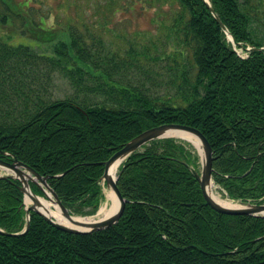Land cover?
<instances>
[{"label":"trees","instance_id":"obj_1","mask_svg":"<svg viewBox=\"0 0 264 264\" xmlns=\"http://www.w3.org/2000/svg\"><path fill=\"white\" fill-rule=\"evenodd\" d=\"M176 1L168 27L175 53L157 71L156 53L112 46L88 21L52 26L41 9L0 0V158L13 154L47 175L71 213L97 209L103 161L170 122L205 135L212 178L229 198L264 202V0H208L235 42L254 46L245 54L204 0ZM16 31L51 52L15 41ZM58 79L68 89L61 95ZM197 159L179 138L144 144L117 169L122 214L87 233L60 230L34 211L20 232L19 182L0 178V228L18 232L0 233V264H264V216L213 209L186 165Z\"/></svg>","mask_w":264,"mask_h":264},{"label":"rangeland","instance_id":"obj_2","mask_svg":"<svg viewBox=\"0 0 264 264\" xmlns=\"http://www.w3.org/2000/svg\"><path fill=\"white\" fill-rule=\"evenodd\" d=\"M31 4L47 13V22L55 25H66L74 23L78 26L82 22L88 23L94 30L103 31L106 41L112 46L121 48L132 47L133 50H144L149 56L156 53L152 65L156 63L157 71L163 70L162 63L172 62L175 45L168 35L172 19V10L178 6L176 0H17ZM89 27V28H91ZM91 28V29H93ZM257 33L264 35V24L257 26ZM15 41L30 43L39 51L51 52L50 43L38 42L28 32L16 31ZM101 34V32H100ZM235 47V46H234ZM237 52L245 54L242 48L235 47ZM169 55L168 57H165ZM157 79H162L156 75ZM56 93H65L67 85L62 79L56 82ZM159 92H166L164 83L161 81L157 86ZM186 146L198 156L196 169L200 168V157L197 148L190 142L184 140ZM6 170L0 167V173ZM216 190L226 198L225 191L216 183ZM46 196V195H44ZM104 196V195H103ZM231 199V198H230ZM102 200V199H101ZM102 201H100L99 205ZM101 206V205H100ZM74 216H81L74 213ZM94 215V214H88Z\"/></svg>","mask_w":264,"mask_h":264},{"label":"water","instance_id":"obj_3","mask_svg":"<svg viewBox=\"0 0 264 264\" xmlns=\"http://www.w3.org/2000/svg\"><path fill=\"white\" fill-rule=\"evenodd\" d=\"M204 1L208 5L209 10L211 11L217 23L227 33L231 42L234 45H238L240 48H242L241 43L235 42L233 36L228 31L225 24L220 20L217 13H215L209 1L208 0H204ZM253 47L254 46H247L245 47V49L249 50ZM258 48H264V46H259ZM171 128H178L185 130L187 132L194 134L199 138L201 149L200 151L198 149L197 150L200 157V168L196 169L191 164H186V165L193 174V176L197 179L204 199L213 209L227 214H251V215L264 216V202H250V201H241L239 199H235L240 203H242V205L230 206L216 201L210 194V184L212 183L213 178H212V148L209 141L207 140L205 135L201 132V130L195 126L170 122V123H162V124L154 125L142 130L141 132H139L129 140L125 141L120 148L115 150L105 161H103L104 167H103L101 180L105 181L107 185L111 186V188L113 189V191L115 192L118 198V205L112 213L93 221H79V220L77 221L73 219L72 213H70L68 208L61 202L56 191L47 182L46 180L47 175H41L33 167L23 162L22 160L18 159L13 154L10 155L11 159L0 158V167L6 170V172L0 173V178H7L10 181H13V179L16 178L19 182L17 185L21 190V192L23 193V199L20 207L23 206L24 208L25 225L23 230L20 232H24L25 230H27L29 226L31 211H34L35 213L43 216L54 227L71 233H87L111 226L113 223H115L118 220V218L122 214L125 206V199L121 195L120 190L116 184L117 174H115L114 177H111L109 174L110 167L113 165L115 161H120V160L121 162L124 161L131 153L140 150V148L144 144L148 143L152 139L162 138V137H176L166 133ZM176 138L183 139L182 137H176ZM61 174L62 173H57L55 174V176H59ZM30 182L36 184L40 188V190L44 193V195H46L44 191V187L47 188L51 192L53 196L52 200L58 205L61 213L65 217L71 219L74 223L79 224L80 227L59 222L50 215H48L47 213H45L44 211H42L40 209V204L36 199V197L39 195L32 190L30 186ZM25 194H28L33 199V203H30L29 205H25L24 203ZM99 208L100 205L96 209L95 214L100 212ZM0 233L15 235L18 232H6L0 228Z\"/></svg>","mask_w":264,"mask_h":264},{"label":"bare ground","instance_id":"obj_4","mask_svg":"<svg viewBox=\"0 0 264 264\" xmlns=\"http://www.w3.org/2000/svg\"><path fill=\"white\" fill-rule=\"evenodd\" d=\"M166 133L173 135V136H176V137H182L183 139H185V140L189 141L191 144H193L199 151L201 149L199 138L190 132H187L185 130L178 129V128H171ZM120 163H121V160L115 161L113 163V165L110 167L109 174L111 177L115 176L116 171H117ZM44 191H45L46 196H37L36 197L37 201L40 204V209L59 222H62V223L68 224V225L79 226V224L74 223L71 219L65 217L61 213L58 205L52 200L53 196H52L51 192L45 187H44ZM102 192H103L104 196L101 200L102 202L100 204L101 206L99 208V210H100L99 213L94 214V215H81V216H74L72 214L73 219H75L77 221L78 220L79 221H93V220L100 219L101 217L112 213L118 205V198H117L115 192L113 191V189L111 188V186L105 184L104 182L102 183ZM210 194L219 203H222L225 205H230V206H241L242 205V203H240L237 200H233L230 198L223 197L219 193V190L215 189L213 181L210 184ZM24 203H25V205H29L30 203H33V199L28 194H25ZM22 212L24 213V211H22ZM24 216H25V214H24Z\"/></svg>","mask_w":264,"mask_h":264}]
</instances>
